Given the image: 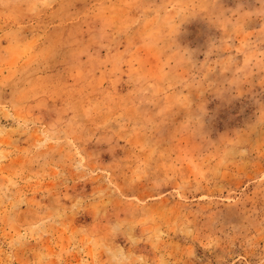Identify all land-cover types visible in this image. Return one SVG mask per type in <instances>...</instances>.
<instances>
[{
	"label": "rangeland",
	"instance_id": "obj_1",
	"mask_svg": "<svg viewBox=\"0 0 264 264\" xmlns=\"http://www.w3.org/2000/svg\"><path fill=\"white\" fill-rule=\"evenodd\" d=\"M0 264H264V0H0Z\"/></svg>",
	"mask_w": 264,
	"mask_h": 264
}]
</instances>
